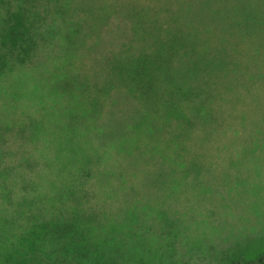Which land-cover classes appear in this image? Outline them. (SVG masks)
Listing matches in <instances>:
<instances>
[{
  "label": "trees",
  "instance_id": "16d2710c",
  "mask_svg": "<svg viewBox=\"0 0 264 264\" xmlns=\"http://www.w3.org/2000/svg\"><path fill=\"white\" fill-rule=\"evenodd\" d=\"M224 2L169 0L154 6L126 0L116 10H100L85 0H0V99L19 101L25 96L19 91L70 99L88 91L85 115L97 118L104 97L91 95L94 81L69 67L85 37L114 16L130 46L105 57L109 77L99 89L104 96L115 89L134 93L145 118L170 139L164 152L179 155L198 129L204 139L226 125L228 93L248 82L264 85V17L237 15ZM258 8L264 12V4ZM56 44L64 55L60 61L50 56ZM42 50L52 62L28 69ZM74 119L71 115L69 123ZM72 162L76 169L64 176L65 183L40 196L22 175L33 167L28 158L14 164L0 158V264H30L36 253L47 264H190L179 251L183 233L177 220L159 204L134 200L133 185L107 184L99 198H115L120 206L94 209L85 186L91 160ZM17 185L23 190L31 185V193L13 199L10 188ZM233 264H264V255Z\"/></svg>",
  "mask_w": 264,
  "mask_h": 264
},
{
  "label": "rangeland",
  "instance_id": "374dc122",
  "mask_svg": "<svg viewBox=\"0 0 264 264\" xmlns=\"http://www.w3.org/2000/svg\"><path fill=\"white\" fill-rule=\"evenodd\" d=\"M85 1L100 10H116L126 0ZM131 1L163 6L169 0ZM224 3L237 15L264 17L258 8L264 4L261 0ZM109 21L110 25L85 37L69 67L94 81L91 95L104 97L97 118L85 115L88 91L70 99L20 91L25 96L19 101L1 97L0 158L10 164L28 158L33 167L22 175L34 183L33 193L40 196L65 183L64 176L76 169L73 160L90 159L92 176L85 182L90 191L88 206L119 207V200L100 199L98 193L107 184L114 189L133 185L137 191L130 196L134 200L139 197L152 206L159 204L169 218L177 220L183 233L179 251L190 264H233L264 255V85L248 82L228 93L226 125L220 131L201 139L198 129L195 138L185 139L189 146L181 154L165 153L170 139H163L161 128L145 118L147 112L134 93L115 89L104 96L99 89L109 77L105 57L130 46L119 19L113 16ZM50 49L53 60L64 58L59 45ZM46 52L42 50L28 69L39 61L52 62ZM26 81L30 86L31 81ZM71 115L75 121L69 123ZM18 186L10 188L13 199L31 193V185L24 190ZM31 258L30 264H47L41 253Z\"/></svg>",
  "mask_w": 264,
  "mask_h": 264
}]
</instances>
